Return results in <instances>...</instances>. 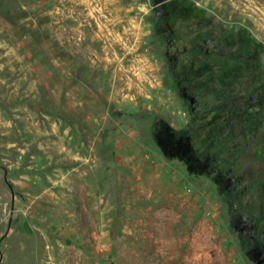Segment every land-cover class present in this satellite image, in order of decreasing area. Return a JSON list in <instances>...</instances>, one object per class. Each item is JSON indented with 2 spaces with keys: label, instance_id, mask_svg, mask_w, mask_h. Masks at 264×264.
I'll use <instances>...</instances> for the list:
<instances>
[{
  "label": "rangeland",
  "instance_id": "obj_1",
  "mask_svg": "<svg viewBox=\"0 0 264 264\" xmlns=\"http://www.w3.org/2000/svg\"><path fill=\"white\" fill-rule=\"evenodd\" d=\"M264 0H0V264H264Z\"/></svg>",
  "mask_w": 264,
  "mask_h": 264
},
{
  "label": "built area",
  "instance_id": "obj_2",
  "mask_svg": "<svg viewBox=\"0 0 264 264\" xmlns=\"http://www.w3.org/2000/svg\"><path fill=\"white\" fill-rule=\"evenodd\" d=\"M263 65H264V58H263Z\"/></svg>",
  "mask_w": 264,
  "mask_h": 264
}]
</instances>
